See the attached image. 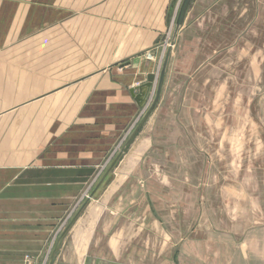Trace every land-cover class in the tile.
Segmentation results:
<instances>
[{
  "label": "crops",
  "instance_id": "0c3cea01",
  "mask_svg": "<svg viewBox=\"0 0 264 264\" xmlns=\"http://www.w3.org/2000/svg\"><path fill=\"white\" fill-rule=\"evenodd\" d=\"M181 1L0 0V264H180L163 219L120 206L121 189L151 181L134 173L155 148L166 100L182 92L186 101L219 63L228 70L250 37L249 0H193L167 48L160 98L130 140L145 109L132 90L156 72ZM97 177L91 201L59 232Z\"/></svg>",
  "mask_w": 264,
  "mask_h": 264
},
{
  "label": "rangeland",
  "instance_id": "374dc122",
  "mask_svg": "<svg viewBox=\"0 0 264 264\" xmlns=\"http://www.w3.org/2000/svg\"><path fill=\"white\" fill-rule=\"evenodd\" d=\"M249 1L250 37L228 56V70L222 62L201 73L184 103L182 92L166 100L153 128L155 148L134 173L151 181L134 179L121 189L120 206L139 215L152 208L154 219H163L180 264H264V0ZM168 47L161 50L157 76ZM98 178L74 200L59 232L91 201Z\"/></svg>",
  "mask_w": 264,
  "mask_h": 264
},
{
  "label": "water",
  "instance_id": "95a60500",
  "mask_svg": "<svg viewBox=\"0 0 264 264\" xmlns=\"http://www.w3.org/2000/svg\"><path fill=\"white\" fill-rule=\"evenodd\" d=\"M192 1L193 0H182L180 3L178 15H177L176 22H175L174 32H173V35L171 38V46H173L175 44L177 34H178L180 28L183 26L187 11H188ZM175 4H176L175 2L172 4L170 14H172V11L175 7ZM170 56H171V49H169L167 51V53L165 54L159 75L157 76L154 72L148 73L147 81L144 84L138 86L137 89L132 90V94H133L138 106L141 108H146L148 106L149 97H150L152 92H155V90H156V95H155L154 101L152 102V104L149 107V109L147 110L146 114L143 116L142 120L138 124V126H137L134 134L130 138V140L133 139V137L139 131L141 126L145 123V121L151 115L152 111L154 110V108H155V106H156V104L160 98V94H161L162 86H163V83L165 80ZM135 90H138V93H135ZM112 168H113V166L110 167L109 171L112 170ZM92 196H93V194H92Z\"/></svg>",
  "mask_w": 264,
  "mask_h": 264
},
{
  "label": "built area",
  "instance_id": "2783aa9c",
  "mask_svg": "<svg viewBox=\"0 0 264 264\" xmlns=\"http://www.w3.org/2000/svg\"><path fill=\"white\" fill-rule=\"evenodd\" d=\"M174 25H175V22L173 21L171 24V29L167 35V38H166V41L164 44L165 46H171V38H172V34H173Z\"/></svg>",
  "mask_w": 264,
  "mask_h": 264
}]
</instances>
